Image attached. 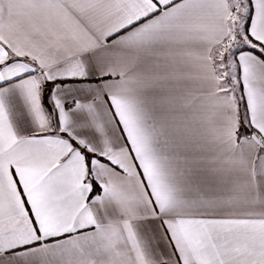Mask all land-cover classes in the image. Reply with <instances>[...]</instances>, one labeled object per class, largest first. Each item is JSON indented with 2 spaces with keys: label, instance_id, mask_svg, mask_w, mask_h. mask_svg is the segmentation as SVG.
<instances>
[{
  "label": "snow or ice",
  "instance_id": "snow-or-ice-1",
  "mask_svg": "<svg viewBox=\"0 0 264 264\" xmlns=\"http://www.w3.org/2000/svg\"><path fill=\"white\" fill-rule=\"evenodd\" d=\"M0 264H264V0H0Z\"/></svg>",
  "mask_w": 264,
  "mask_h": 264
}]
</instances>
